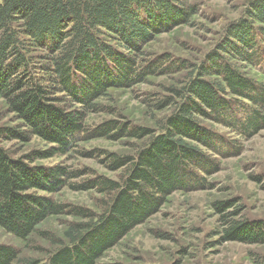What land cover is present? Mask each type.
Returning a JSON list of instances; mask_svg holds the SVG:
<instances>
[{"label": "trees", "instance_id": "trees-1", "mask_svg": "<svg viewBox=\"0 0 264 264\" xmlns=\"http://www.w3.org/2000/svg\"><path fill=\"white\" fill-rule=\"evenodd\" d=\"M191 13L173 0H0V98L24 128L21 133L1 128L0 136L26 141V131L50 146L17 159L0 146V229L24 242L49 217L76 220L63 233L67 242L48 237L56 249L45 261L20 260L12 247L0 245V264H97L170 195L201 186L198 171L215 172L209 173L216 166L201 149L217 154L222 141L198 118L246 138L264 130V87L237 65H262L264 0H250L206 63L192 69L185 85L173 90L177 106L158 134L144 128L123 133V125L117 128L111 121L86 129L85 114L60 107L66 96L70 104L94 110L92 102L108 89L139 84L151 69L138 67L121 49L138 53L153 33L185 24ZM36 52L42 57H35ZM122 137L146 142L134 158L109 159L111 170L125 169L121 183L98 178L70 185L72 190L109 194L100 214L53 199L66 180L80 174L61 166L34 165L36 161L64 156L75 141ZM213 207L222 213L229 208L224 202ZM226 226L224 242L264 245L263 221L233 220ZM256 264H264V259Z\"/></svg>", "mask_w": 264, "mask_h": 264}, {"label": "rangeland", "instance_id": "rangeland-1", "mask_svg": "<svg viewBox=\"0 0 264 264\" xmlns=\"http://www.w3.org/2000/svg\"><path fill=\"white\" fill-rule=\"evenodd\" d=\"M249 1L173 0L177 6L191 8V16L185 24L166 32L156 31L147 44L139 47L138 53L121 49L138 67L150 68L152 72L143 75L141 82L132 87L124 85L108 89L92 102L94 110L72 105L66 96H63L65 102L59 103L60 107L85 114L86 129L94 130L111 121L116 123L117 128L123 125V133L126 129L144 128L158 134L162 123L173 115L177 106L173 90L185 85L192 69L206 63V56L216 50L227 27L241 19ZM35 57L42 55L36 52ZM34 62L41 63L35 58ZM237 65L245 75L264 87V59L262 65L256 68L244 63ZM84 84L79 83V86ZM227 98L234 100L235 97L228 95ZM198 120L204 127L211 128L222 141V145L216 148L219 155L201 149L216 166L207 168L209 173L213 172L210 170L215 172L206 174L198 171V177L204 181L201 186L196 190L174 192L157 213L134 227L118 244L107 250L97 264H256L264 259V245L222 240L228 221L264 222V130L246 138L230 128L201 118ZM1 128L17 133L24 131L23 124L9 113L2 98ZM25 133L28 136L26 141L18 138L6 140L5 136H0V146L15 159L32 151L49 149L50 146L39 138ZM75 142L64 156L36 161L34 165L61 166L67 171H76L80 175L66 180V186L52 195L53 199L69 207L100 214L110 199L109 194L98 189L72 190L70 185H82L98 178L121 183L125 169L111 170L109 159L134 158L146 140L122 137L114 141ZM83 153H90L91 156ZM217 202H224L229 208L223 213L217 212L213 207ZM75 221L66 215L49 217L24 242L0 229V245L12 247L20 260L45 261L56 249L48 237L63 241L64 231ZM41 232L48 236L40 235Z\"/></svg>", "mask_w": 264, "mask_h": 264}]
</instances>
